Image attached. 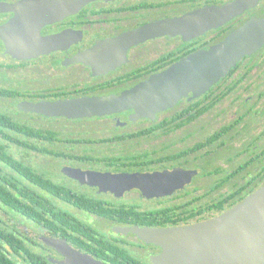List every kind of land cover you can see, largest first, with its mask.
<instances>
[{"label":"flooded vegetation","instance_id":"obj_1","mask_svg":"<svg viewBox=\"0 0 264 264\" xmlns=\"http://www.w3.org/2000/svg\"><path fill=\"white\" fill-rule=\"evenodd\" d=\"M237 1L0 0V264H59L51 238L103 264H153L161 248L121 227L205 221L264 185V0ZM251 19V51L154 109L152 78L193 75ZM82 99L99 112L32 108Z\"/></svg>","mask_w":264,"mask_h":264},{"label":"water","instance_id":"obj_2","mask_svg":"<svg viewBox=\"0 0 264 264\" xmlns=\"http://www.w3.org/2000/svg\"><path fill=\"white\" fill-rule=\"evenodd\" d=\"M232 7L240 9L243 0L240 4L238 1L232 4ZM227 9L226 6L221 7L214 17L204 11V18L200 20L203 25H199L198 30L217 25L220 19L225 18V13L228 15ZM255 24L258 20H249L209 51L196 56L194 62L198 67L189 70L194 72L193 75L152 78L146 86L161 85L165 93L161 97L156 94L150 100L154 109L172 104L188 91L200 93L223 76L242 54L251 51L250 46L254 42L245 38V31ZM96 103L82 99L36 104L32 108L49 115L82 116L98 113ZM120 230L131 231L144 242L161 248L160 253L150 257L153 264H264V185L231 209L205 221L166 228L134 225ZM50 244L65 254V259L59 264H103L66 245L61 239L51 238Z\"/></svg>","mask_w":264,"mask_h":264}]
</instances>
